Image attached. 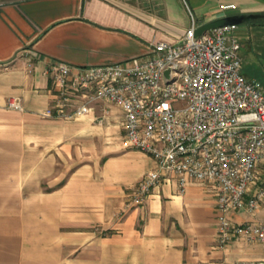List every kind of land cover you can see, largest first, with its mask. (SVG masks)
I'll list each match as a JSON object with an SVG mask.
<instances>
[{
	"label": "crops",
	"instance_id": "obj_1",
	"mask_svg": "<svg viewBox=\"0 0 264 264\" xmlns=\"http://www.w3.org/2000/svg\"><path fill=\"white\" fill-rule=\"evenodd\" d=\"M235 4L221 11L219 5ZM190 9H187V8ZM193 14L213 18L264 11V0H0V264H255L264 242L218 245L216 194L204 181L181 189L165 178L140 206L129 191L153 159L122 142L121 111L46 116L49 65L122 61L152 41L176 40ZM232 13H227V12ZM190 17V16H189ZM242 70L259 79L264 23H242ZM20 99L22 109L7 106ZM264 222V207L231 213Z\"/></svg>",
	"mask_w": 264,
	"mask_h": 264
},
{
	"label": "built area",
	"instance_id": "obj_2",
	"mask_svg": "<svg viewBox=\"0 0 264 264\" xmlns=\"http://www.w3.org/2000/svg\"><path fill=\"white\" fill-rule=\"evenodd\" d=\"M190 19L176 40L152 41L122 61H53L47 69L52 102L44 114L76 119L100 104L98 118L104 120L107 106L115 105L123 144L149 155L155 165L133 185L127 206L143 205L166 177L181 189L190 180L204 181L216 194L218 245L236 237L264 242V222L231 218L237 209L264 207V84L242 70L237 25L197 35L191 12ZM7 106L22 109L17 97Z\"/></svg>",
	"mask_w": 264,
	"mask_h": 264
},
{
	"label": "water",
	"instance_id": "obj_3",
	"mask_svg": "<svg viewBox=\"0 0 264 264\" xmlns=\"http://www.w3.org/2000/svg\"><path fill=\"white\" fill-rule=\"evenodd\" d=\"M260 15L261 14L259 12H242L219 16L199 24L195 29V33L199 35L208 29L219 26L229 24L239 25L242 23H248L251 18H255Z\"/></svg>",
	"mask_w": 264,
	"mask_h": 264
},
{
	"label": "rangeland",
	"instance_id": "obj_4",
	"mask_svg": "<svg viewBox=\"0 0 264 264\" xmlns=\"http://www.w3.org/2000/svg\"><path fill=\"white\" fill-rule=\"evenodd\" d=\"M133 2H136V3H138V4H141V3H143V5H147V6H152L153 5V0H132ZM190 1V3H191V5H193V3H194V1L195 0H189ZM187 9H190L189 7L187 8ZM188 12V11H187ZM227 13H232V12H227ZM190 15H189V12H188V19H190V17H189ZM246 41H245V39L244 38H242V41H241V56H242V50L243 49H245L246 48ZM259 68V70L261 71V74H260V77H259V81L262 83V84H264V66H261L260 64H259V66H258Z\"/></svg>",
	"mask_w": 264,
	"mask_h": 264
},
{
	"label": "trees",
	"instance_id": "obj_5",
	"mask_svg": "<svg viewBox=\"0 0 264 264\" xmlns=\"http://www.w3.org/2000/svg\"><path fill=\"white\" fill-rule=\"evenodd\" d=\"M259 13L261 14L260 16L255 17V18H251L248 23L249 24H251V23H257V24L264 23V11H261Z\"/></svg>",
	"mask_w": 264,
	"mask_h": 264
}]
</instances>
